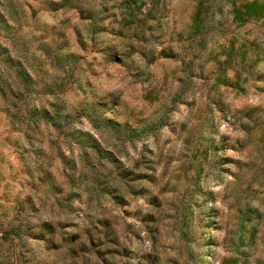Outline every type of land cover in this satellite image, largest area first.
Here are the masks:
<instances>
[{"label":"rangeland","instance_id":"obj_1","mask_svg":"<svg viewBox=\"0 0 264 264\" xmlns=\"http://www.w3.org/2000/svg\"><path fill=\"white\" fill-rule=\"evenodd\" d=\"M199 2L0 0V86L59 116L0 95V264H264V0Z\"/></svg>","mask_w":264,"mask_h":264},{"label":"trees","instance_id":"obj_2","mask_svg":"<svg viewBox=\"0 0 264 264\" xmlns=\"http://www.w3.org/2000/svg\"><path fill=\"white\" fill-rule=\"evenodd\" d=\"M215 0H200L198 4L197 14L194 18L192 24L193 35H200L207 30V26L211 19L214 17L215 8L213 6ZM142 4V3H141ZM140 4V5H141ZM139 6L136 7V10H139ZM244 13L242 14L238 7L235 4H232V15L233 18L236 20H243L249 18H264V7L263 5H258L256 2L247 3L243 6ZM129 17L132 19V22L140 21L138 18L137 13L135 11H129ZM146 15H150V12H147ZM244 16V18H243ZM20 66V63H18ZM22 75H17L13 81L7 83L6 86H0V95L4 99L5 102L8 103L11 109V116L16 118L21 114L23 118L28 120L36 119L38 117H42L46 120L51 121L54 124V120L59 116L54 113V111L50 110H37V109H26L25 111L19 106L15 101L14 98L19 96L22 91H29L31 86V77L27 74V72H22ZM89 119L91 116L87 115ZM65 120V117H62Z\"/></svg>","mask_w":264,"mask_h":264}]
</instances>
